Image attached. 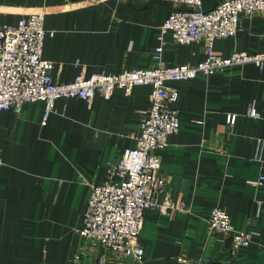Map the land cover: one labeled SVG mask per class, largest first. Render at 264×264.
I'll return each instance as SVG.
<instances>
[{
  "label": "crops",
  "instance_id": "1",
  "mask_svg": "<svg viewBox=\"0 0 264 264\" xmlns=\"http://www.w3.org/2000/svg\"><path fill=\"white\" fill-rule=\"evenodd\" d=\"M221 1L200 4L209 10ZM193 8L188 0H0V24L44 13L53 34H46L43 57L53 62L56 81L69 82L81 72L150 67L161 41L169 66L206 59L205 40L181 44L162 30L173 11ZM236 51L264 52V11L242 14L238 32L212 47L222 57ZM167 85L179 93L180 128L158 151L167 178L159 200L180 208L145 211L143 261L119 260L78 229L91 184L103 183L109 162L136 146L153 87H118L91 103L61 97L48 118L43 100L24 103L21 112L0 109V264H176L181 256L264 264V67L236 64ZM215 206L253 232L248 246L233 253L210 229Z\"/></svg>",
  "mask_w": 264,
  "mask_h": 264
},
{
  "label": "built area",
  "instance_id": "2",
  "mask_svg": "<svg viewBox=\"0 0 264 264\" xmlns=\"http://www.w3.org/2000/svg\"><path fill=\"white\" fill-rule=\"evenodd\" d=\"M188 1L194 8L173 11L162 30L170 32L173 40L181 44L205 40L209 53L206 59L196 64L169 66L163 58L161 41L154 48V65L150 67L120 73L99 72L89 77L81 72L69 82L56 81L52 75L53 62L43 57L46 34H53L46 28L44 13L31 14L17 24H0V109L21 112L24 103L43 100L44 117L48 118L61 97L77 96L91 103L97 93L109 97L118 87L125 90L144 84L153 87L136 146L125 159L109 162L103 183L91 184L83 225L78 229L82 236L105 244L119 260L143 261L144 249L139 238L147 209L169 212L180 208L171 200H159V195L167 190V178L158 151L169 144L170 135L180 128L176 107L179 93L167 82L192 79L200 73L212 74L236 64L255 63L264 67V52L236 51L227 57L212 52L217 38L238 32L242 14L264 11V0H222L209 10L201 7L200 0ZM250 113L255 115L256 110L252 108ZM235 120L236 115H231L229 122ZM2 164L0 156V167ZM262 180L263 177L252 183L261 184ZM209 226L228 240L233 253L248 246L254 236L253 232L236 228L230 214L220 206L211 210ZM176 264L206 263L181 256Z\"/></svg>",
  "mask_w": 264,
  "mask_h": 264
}]
</instances>
